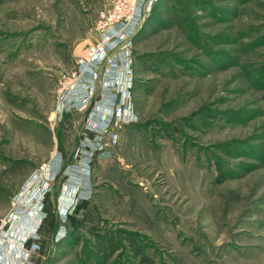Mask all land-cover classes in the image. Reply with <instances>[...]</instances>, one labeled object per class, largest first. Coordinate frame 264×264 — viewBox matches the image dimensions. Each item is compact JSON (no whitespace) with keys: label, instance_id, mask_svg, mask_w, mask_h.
Returning <instances> with one entry per match:
<instances>
[{"label":"rangeland","instance_id":"rangeland-1","mask_svg":"<svg viewBox=\"0 0 264 264\" xmlns=\"http://www.w3.org/2000/svg\"><path fill=\"white\" fill-rule=\"evenodd\" d=\"M112 2L0 0V264H264V0H156L111 117Z\"/></svg>","mask_w":264,"mask_h":264},{"label":"built area","instance_id":"built-area-1","mask_svg":"<svg viewBox=\"0 0 264 264\" xmlns=\"http://www.w3.org/2000/svg\"><path fill=\"white\" fill-rule=\"evenodd\" d=\"M156 0H113L110 6L105 9L101 15L98 23V35L99 41L89 45L84 55L79 60V71L83 82L79 89H76L79 94L83 90V86L87 87L92 85L93 92L87 97V101L81 100L83 104H92L95 100L96 85L98 82L99 74L104 68L107 61L110 62V75L114 79H126L124 84L120 87L121 92L119 95L116 93V86L113 89L109 88L107 95L109 101V109L111 117L118 115L124 110L127 111L129 107L122 102L128 89L131 85L127 86L131 80V72L127 69L130 65V56L127 53L128 44L132 38L139 31L142 24L148 17L149 10L153 6ZM110 57V59H109ZM121 67L124 68L125 73L123 74ZM109 73H104V78L110 77ZM106 76V77H105ZM116 85V83H115ZM127 86V87H126ZM102 87V92H103ZM120 91V90H119ZM119 113V114H118Z\"/></svg>","mask_w":264,"mask_h":264},{"label":"bare ground","instance_id":"bare-ground-1","mask_svg":"<svg viewBox=\"0 0 264 264\" xmlns=\"http://www.w3.org/2000/svg\"><path fill=\"white\" fill-rule=\"evenodd\" d=\"M109 106V105H108Z\"/></svg>","mask_w":264,"mask_h":264}]
</instances>
